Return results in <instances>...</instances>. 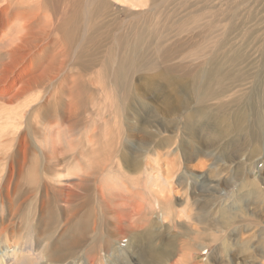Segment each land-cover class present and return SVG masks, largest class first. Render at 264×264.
<instances>
[{
    "label": "rangeland",
    "instance_id": "rangeland-1",
    "mask_svg": "<svg viewBox=\"0 0 264 264\" xmlns=\"http://www.w3.org/2000/svg\"><path fill=\"white\" fill-rule=\"evenodd\" d=\"M8 1L44 78L0 83L5 264H264V0Z\"/></svg>",
    "mask_w": 264,
    "mask_h": 264
},
{
    "label": "bare ground",
    "instance_id": "bare-ground-1",
    "mask_svg": "<svg viewBox=\"0 0 264 264\" xmlns=\"http://www.w3.org/2000/svg\"><path fill=\"white\" fill-rule=\"evenodd\" d=\"M10 5L11 4L9 3L8 0H3V4H0V41L2 43L4 41H6L8 43L7 46L3 47L4 50H6L5 54L4 53L3 54H4L5 59L8 62L6 64H2V68L0 70V83H2V82L5 83V81H8V83H9V86H7V90L5 91V93L8 91V94H10V97L8 98L9 100L6 101L7 104H9V105L14 103V101L17 102V100L19 98H23V97L25 98L28 94L34 93L39 88V85H40V81L39 80L44 78V74H42L39 79L35 75L41 68L37 72H35V67H33L32 64H31V66H32L31 69H30V67L29 68L27 67L25 69L26 66H23V64H21V62L23 60H25V62L28 63L26 55H22V54H23V50L26 48V45H28V44L30 45V43H31V42H29V40H28L29 38L28 37L32 36L31 24L33 22L32 23L30 22L31 23L30 24L29 23V21H30L29 19H28L29 20L28 21L26 18H23V17L20 18L18 16V14H15V13L13 14L12 17H10V12H9V10L11 11ZM11 21H12V24H13V28L14 27L15 28L13 29V32L11 33V35L8 36V34L5 33V32H8V31L4 30V28H6L5 26H8ZM30 46H32V44ZM45 72H46V69H45L44 73ZM14 152H15V150H14ZM19 152L21 153V151H19ZM186 160H188V159H186ZM4 161H6V160H4ZM19 161H21V160H19ZM228 162H230V161H228ZM21 164L22 163L18 162L16 169H19L21 167ZM16 169H14V167H13V162L12 163H8V164L4 163L2 165V167L0 168V172L1 173L5 172V173H3L2 176H0V180H1V182H0V190L2 189L5 192L4 194H5V196L7 198L10 197V195H9L10 194L9 193V185L11 184V177H13L14 172L16 171ZM1 173H0V175H1ZM169 177H172V176H168L167 180H169L168 179ZM10 198L8 199L9 200V206L7 207V209H6V207L4 209L2 208L1 217L3 216L2 213H4L5 211H7L6 213L8 215H10V216H11V214L13 212V214H12V217H13L15 212L18 211V209L21 206V205H16L15 203L11 202ZM188 219H189V217H188ZM9 232H10V230H9L8 226L7 227L6 226L3 227L2 224H0V242H1L2 238L4 239L9 234ZM3 250H5V253H7V251H8L7 249H1L0 248V264H5L6 263V261L4 260V257L2 256ZM18 255H20L19 248H18V246H15L13 244V247H12V249L10 251V258L17 257Z\"/></svg>",
    "mask_w": 264,
    "mask_h": 264
}]
</instances>
